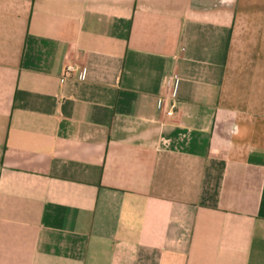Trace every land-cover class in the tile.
I'll list each match as a JSON object with an SVG mask.
<instances>
[{
    "label": "crops",
    "instance_id": "obj_1",
    "mask_svg": "<svg viewBox=\"0 0 264 264\" xmlns=\"http://www.w3.org/2000/svg\"><path fill=\"white\" fill-rule=\"evenodd\" d=\"M0 264H264V0H0Z\"/></svg>",
    "mask_w": 264,
    "mask_h": 264
},
{
    "label": "built area",
    "instance_id": "obj_2",
    "mask_svg": "<svg viewBox=\"0 0 264 264\" xmlns=\"http://www.w3.org/2000/svg\"><path fill=\"white\" fill-rule=\"evenodd\" d=\"M75 70L74 66L67 67V74H70ZM81 77L84 75V69H81ZM166 94L159 99V106L161 108H166V113L169 116H175L177 113V101L175 99V88L172 85V80L170 79L169 82L165 86Z\"/></svg>",
    "mask_w": 264,
    "mask_h": 264
}]
</instances>
